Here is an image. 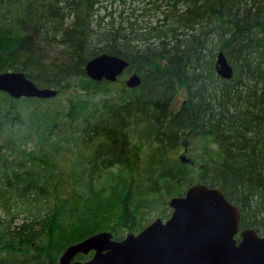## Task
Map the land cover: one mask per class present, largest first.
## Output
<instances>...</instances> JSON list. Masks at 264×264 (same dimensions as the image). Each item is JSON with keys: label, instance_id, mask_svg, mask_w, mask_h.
<instances>
[{"label": "trees", "instance_id": "1", "mask_svg": "<svg viewBox=\"0 0 264 264\" xmlns=\"http://www.w3.org/2000/svg\"><path fill=\"white\" fill-rule=\"evenodd\" d=\"M219 51L229 79L215 70ZM100 53L127 60L115 81L85 74ZM8 70L58 91L0 92V264H56L100 230L121 239L152 211L167 217L168 199L194 181L219 188L240 227L264 234V0H0Z\"/></svg>", "mask_w": 264, "mask_h": 264}, {"label": "water", "instance_id": "2", "mask_svg": "<svg viewBox=\"0 0 264 264\" xmlns=\"http://www.w3.org/2000/svg\"><path fill=\"white\" fill-rule=\"evenodd\" d=\"M127 65L124 58L100 53L86 61L84 71L95 81H115ZM215 70L225 79L233 75V67L221 51L215 57ZM140 82L136 72L124 80L129 88ZM57 91L37 86L21 71L0 72V92L11 98L46 99ZM179 159L189 161L183 153ZM167 205L171 213L165 220L157 217L118 240L109 231H96L68 244L56 264H264V234L252 227L238 231L241 212L219 188L193 182L182 195L170 197ZM90 252L85 260L76 258Z\"/></svg>", "mask_w": 264, "mask_h": 264}, {"label": "rangeland", "instance_id": "3", "mask_svg": "<svg viewBox=\"0 0 264 264\" xmlns=\"http://www.w3.org/2000/svg\"><path fill=\"white\" fill-rule=\"evenodd\" d=\"M127 77V75L124 77V79ZM72 92V90H65V91H62L60 94H59V96L58 97H60L61 98V101L63 102V100H65L64 98L65 97H69V98H71L70 97V93ZM183 99H184V93H183V91H179L178 93H177V95H176V97H175V102H174V106H177L179 103H181L182 101H183ZM52 102V101H51ZM51 105V103H48V104H45V105H43L44 107H48V106H50ZM62 105H63V103H62ZM62 108H65V105L64 106H62ZM30 109H28V110H25L24 108L22 109V112L20 113V115L18 114V116L19 117H21V119L23 118L24 120H25V122L26 121H28V117H27V114H26V112H28ZM13 115V114H12ZM23 120V121H24ZM12 121H13V123H16L17 121H18V119L15 117L14 119H12ZM191 138L190 137H186L182 142H181V147L178 149V151L176 152V157H178V155L179 154H185L187 157H188V154H189V150H190V148L192 147V145H191ZM183 145H186V149H185V151L183 150ZM31 148H35V149H38V147H35L33 144H32V142L31 143H29L28 144V149H31ZM146 152H147V150H146ZM194 182H197V181H194ZM20 207H23L22 205H18L17 207H15V208H13L12 209V211L13 212H16L17 211V208H20ZM150 210H152V209H150ZM169 211H170V213H171V209L169 208ZM157 212H158V210L157 211H155V212H151L150 213V215H149V217L147 218L148 220L147 221H145L144 222V226H146L147 224H149L152 220H154L155 218H157V217H159V218H161L162 220H165L166 218H168L169 217V215H170V213H169V215L167 216V217H162L161 215H157ZM155 213H156V215H155ZM26 212H24V211H20L18 214H17V218L15 219V221L12 223V224H17V223H20L21 221H23V218H25V217H27L26 215ZM8 218V216H7V214L4 212V210L2 209V208H0V219L1 220H3V219H7ZM143 226V227H144ZM142 227V228H143ZM141 228V229H142ZM140 229V230H141ZM106 231H109V230H106ZM110 232V231H109ZM130 232H133V233H136V232H134V231H130ZM138 232V231H137ZM128 232H125L124 233V236L127 234ZM123 236V237H124ZM88 255V254H87ZM90 257V256H89ZM88 257V258H89ZM85 259H87V258H85ZM85 259H81V260H85Z\"/></svg>", "mask_w": 264, "mask_h": 264}, {"label": "flooded vegetation", "instance_id": "4", "mask_svg": "<svg viewBox=\"0 0 264 264\" xmlns=\"http://www.w3.org/2000/svg\"><path fill=\"white\" fill-rule=\"evenodd\" d=\"M184 149H186L185 147H184ZM183 149V150H184ZM241 219V218H240ZM250 227V226H249ZM243 228H246V227H243ZM243 228H241L240 227V224H238V231L240 230V229H243ZM253 228V227H252ZM254 229V228H253ZM255 230V229H254ZM261 235V234H260ZM236 238L238 239V233L236 234Z\"/></svg>", "mask_w": 264, "mask_h": 264}]
</instances>
